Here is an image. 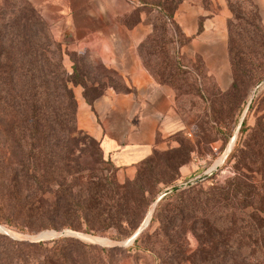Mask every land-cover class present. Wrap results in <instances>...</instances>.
Masks as SVG:
<instances>
[{
    "label": "rangeland",
    "instance_id": "obj_1",
    "mask_svg": "<svg viewBox=\"0 0 264 264\" xmlns=\"http://www.w3.org/2000/svg\"><path fill=\"white\" fill-rule=\"evenodd\" d=\"M225 1L232 14L228 19V31L229 21L234 17L230 4L235 2L233 6L241 9L250 23H255L256 28L248 26L247 32L253 35L255 29L257 43L250 45L234 40L235 49L247 50L248 56L240 60L242 72L236 76L230 60L231 81L223 84V87L213 81L214 78L203 68L197 67L191 71L184 67L185 59L177 48L184 40L181 30L173 21L174 12L181 2L174 8L176 0H137L135 18L121 20L130 27L137 23V13H149L147 22L153 31L140 43L141 56L159 81L165 80V83L176 89L177 104L188 129L186 134L176 137L175 147L159 150L151 159L137 165L131 174H127L104 156L98 140L78 128L77 100L73 90L75 85H81L86 90L117 85L116 75L105 67L96 54L69 48L68 42L71 40L68 38L72 36L67 31L56 34V21L51 19L44 2L0 0V48L13 46L25 50L31 43L30 39L33 40L35 18L43 20L51 40L59 46L57 51L50 46L49 58L55 63L60 61L68 89L73 95L74 106L64 105L62 110L68 115L75 113V131L70 135L60 136L57 129L55 131V125L48 126L53 134L44 144L43 164L39 171H36L37 146L35 149L32 146L39 143L31 136V132H21L19 145L9 147V153L12 151L16 155L14 159L22 162V166L18 168V184L0 181L1 235L13 240L29 241L26 239H35L44 231H53V235H58L62 230H69L74 235L68 237L94 243L98 247L110 248L116 244L118 250L97 251L101 257L96 259L97 264H165L168 240L160 229V216L155 212L156 207L166 196L163 201L176 199L177 195L172 197L174 188L180 191L194 189L198 199L209 202L207 212L213 222V235L205 234L201 211L194 212L191 221H177L175 231L169 233L178 249L182 250L180 258L185 260L179 261L177 258L174 264L264 263L259 261L264 258L262 244L259 245L260 249H243L242 255L225 253L224 243L227 240L256 242L261 238L264 242V232L261 236L257 234L261 225L264 230V155L258 145L260 138H264V78L254 77V73L260 74L264 67L263 14L253 0ZM8 33L13 42L7 40ZM143 42L147 45L141 49ZM171 45L175 46L172 47L173 52ZM56 108L58 106L54 108V115ZM244 120L246 124L243 128ZM63 126L69 128L66 122L61 124L60 129ZM95 175L104 176L116 184H129L123 207L124 211L130 213L129 217L135 220L133 224H129L121 215L113 222V227L104 231L93 229V233L96 231L93 234L85 232L84 220L74 213L52 215L50 210L54 207L58 183H62L67 192L78 189L88 196L86 179ZM237 179L247 184L251 193L246 207L234 203L232 211L239 221L237 227L230 231L225 212L229 202L215 201L218 199L217 192L228 190ZM103 192L89 195L88 200L84 201L75 196L67 205L74 208L79 203L80 207L99 209L106 202L109 203L106 198H100ZM238 198L246 204L240 196ZM231 201L234 202L235 198L231 197ZM148 220L149 223L145 224ZM65 221L81 228H47L48 225L60 226ZM20 227H24V231ZM237 228H240L239 233L245 234L237 235ZM140 229L139 241L135 244L138 236L134 237ZM213 242L219 244L218 251H215ZM206 254H209L207 262L203 260ZM227 256L229 258L225 262ZM80 259L85 264L88 261L84 256Z\"/></svg>",
    "mask_w": 264,
    "mask_h": 264
},
{
    "label": "trees",
    "instance_id": "obj_2",
    "mask_svg": "<svg viewBox=\"0 0 264 264\" xmlns=\"http://www.w3.org/2000/svg\"><path fill=\"white\" fill-rule=\"evenodd\" d=\"M244 1L245 0H241V2ZM164 2H166V0H164ZM179 2H181V0H176L174 8H176L175 6H177ZM234 4H230L234 17L229 21V54L236 76L242 72L240 60L248 56V52L247 50L235 49L234 40L246 42L250 45H255L257 42L255 41V29L252 31L253 35L247 32L248 26L256 28L255 23H250L245 13L241 9L238 10L233 6ZM34 24L36 28L32 34L33 40L30 39L32 44L30 43V45H27L25 50H19L13 46L0 48L1 183L10 182L18 184V168L22 166V162L17 160V158L14 159L16 155L14 156L12 151L11 154L9 153V147L12 146L15 148V144L19 145L21 132H31V136H34V140L39 143L38 145H32L33 149L37 146L36 171H39V167L43 164L42 154L44 144L49 141L53 134L48 126L55 125V131L57 129L60 136L61 134L70 135L75 131V113L73 112L72 115H68V113L62 110V106L64 105L74 106L73 95L66 83L65 71L60 61H56V63L54 61L52 62L48 54V51L51 49L50 46L55 47V51H57L59 46L55 45L51 40L43 20L36 17ZM7 40L13 42L10 34L7 36ZM146 45L147 43L143 42L141 44V49ZM254 77L259 79L264 78V67L260 74L254 73ZM163 82H165V80H163ZM55 106H58V108H56L54 115L53 111ZM65 122L68 123L69 128L63 126L62 129H60L61 124ZM245 124L246 122L244 120L243 128ZM241 131H244V129ZM259 141L258 145L261 149L260 152L264 155V138H260ZM6 146H8V148L4 152ZM154 155H156V153ZM58 185L59 187H57L55 195L56 198L53 202L54 207L50 212L54 217L60 215L66 216L70 213L78 215L79 218H82L85 222L86 228L84 230L86 233H93V229L96 231H104L113 227V222L118 220L121 215L124 216L129 224L135 222V220L129 217L130 213L124 211L123 207L126 203L124 199L126 198L129 184H116L109 181L104 176L95 175L94 177H87L86 187L88 196L78 189H74L73 192H67V189L63 187L62 183H58ZM97 190L99 192L104 191L100 198H106L109 201V203L106 202L104 207H99V209L90 208L89 206L80 207L78 203V206L73 208L67 205L68 201H73L75 196L83 201L88 200L89 195L95 196L98 194ZM108 191L110 193L106 194ZM250 193V187L247 184H243L240 180L238 181V179L234 184H230L228 190H220L217 192L216 196H218V199L215 201L216 203L222 201L229 202L227 203L229 205L225 206V212L230 225V231L232 228L237 227L239 221L232 211L234 203L238 202L246 207L249 203ZM174 195H177L176 199L171 202L163 201L167 196L164 197L155 210L157 215L160 216V229L165 233L168 240L165 264H174L177 258L179 261L185 260V258H180L182 250L180 251V249H178L169 233L175 231L177 221H191L193 213L201 211L205 234L213 235V228L211 226L213 222L209 218L207 212V205L209 202L204 199H198L194 189L180 191L178 188H174L172 197ZM239 196L246 204L240 202ZM231 197L235 198L234 202L231 201ZM167 199H170V197ZM258 221H260L259 218ZM47 228H56L57 230L60 228H71L77 230L81 227L65 221L60 226L48 225ZM20 229L24 231V227H20ZM239 231L240 228H237V235L245 234L244 232L239 233ZM95 232L93 234H95ZM263 232V226L261 225L257 229V234L261 236ZM259 239L260 241L256 242L248 240L243 241L242 239L233 241L227 240L224 243L226 248L225 253H229V255L232 254V256L236 253L242 255L243 249L249 251L260 249L264 247V242L261 238ZM138 241L139 236L135 239L134 243L136 244ZM212 244H214L215 251H218L219 244L215 242ZM261 244L262 246L259 247ZM99 250L101 252H109L118 250V247H98V245L94 243H87L73 237H58L48 241L30 242L13 240L0 234V264H85L80 259L82 256L88 260L86 264H97L96 259H101L98 255L99 252H97ZM228 258L229 256H227L225 262ZM213 259L214 257L211 261ZM203 260L207 262L209 260V254L204 255ZM259 261L263 262L264 258Z\"/></svg>",
    "mask_w": 264,
    "mask_h": 264
},
{
    "label": "crops",
    "instance_id": "obj_3",
    "mask_svg": "<svg viewBox=\"0 0 264 264\" xmlns=\"http://www.w3.org/2000/svg\"><path fill=\"white\" fill-rule=\"evenodd\" d=\"M35 1L46 4L57 35L72 36L70 49L96 54L118 79L117 85L97 90L73 86L78 128L99 141L104 156L131 174L159 150L175 147L176 137L188 132L176 89L149 71L139 50L153 31L149 13H137L130 27L121 22L135 18L137 0ZM253 1L264 24V0ZM231 15L225 0H183L173 15L184 40L177 46L184 67L203 68L221 87L231 81Z\"/></svg>",
    "mask_w": 264,
    "mask_h": 264
},
{
    "label": "water",
    "instance_id": "obj_4",
    "mask_svg": "<svg viewBox=\"0 0 264 264\" xmlns=\"http://www.w3.org/2000/svg\"><path fill=\"white\" fill-rule=\"evenodd\" d=\"M254 94H255V92L252 94L251 101L254 97ZM233 138L235 139V136ZM147 223H149V221ZM141 231H142V229H140L136 233L134 238H136L140 234ZM53 234H54L53 231H44V232H41L35 239H26V240H29L30 242H39V241H48V240L56 239L58 237H68L69 235H74V233L69 231V230H62L58 235H53ZM95 242L97 243V241H95ZM114 246H116V244H114Z\"/></svg>",
    "mask_w": 264,
    "mask_h": 264
},
{
    "label": "bare ground",
    "instance_id": "obj_5",
    "mask_svg": "<svg viewBox=\"0 0 264 264\" xmlns=\"http://www.w3.org/2000/svg\"><path fill=\"white\" fill-rule=\"evenodd\" d=\"M233 141H234V138H232L231 142H233ZM148 221H149V220H148ZM148 221H147V222H148ZM147 222H145V224H146ZM0 228H1V227H0ZM1 229H3V227H2Z\"/></svg>",
    "mask_w": 264,
    "mask_h": 264
}]
</instances>
